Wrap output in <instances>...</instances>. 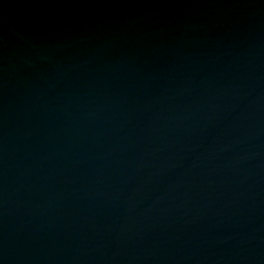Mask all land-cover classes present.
<instances>
[{"label":"water","instance_id":"1","mask_svg":"<svg viewBox=\"0 0 264 264\" xmlns=\"http://www.w3.org/2000/svg\"><path fill=\"white\" fill-rule=\"evenodd\" d=\"M0 264H264V0H0Z\"/></svg>","mask_w":264,"mask_h":264}]
</instances>
